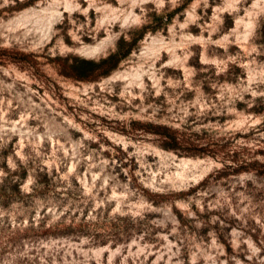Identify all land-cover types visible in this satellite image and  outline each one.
I'll use <instances>...</instances> for the list:
<instances>
[{
	"label": "rangeland",
	"instance_id": "obj_1",
	"mask_svg": "<svg viewBox=\"0 0 264 264\" xmlns=\"http://www.w3.org/2000/svg\"><path fill=\"white\" fill-rule=\"evenodd\" d=\"M0 264H264V0H0Z\"/></svg>",
	"mask_w": 264,
	"mask_h": 264
},
{
	"label": "bare ground",
	"instance_id": "obj_2",
	"mask_svg": "<svg viewBox=\"0 0 264 264\" xmlns=\"http://www.w3.org/2000/svg\"><path fill=\"white\" fill-rule=\"evenodd\" d=\"M68 5V4H67ZM66 5V6H67ZM54 16V15H53ZM51 17V16H50ZM54 18V17H53ZM53 22V21H52ZM40 23H42V22H40ZM47 23V22H46ZM48 24V23H47ZM45 25V24H44ZM47 26V25H46ZM153 43V45H154V42H152ZM103 47V46H102ZM153 47V46H152ZM100 48H101V46H94V47H86L85 49H84V52H86V53H88L89 55L90 54H94V53H96V52H98L99 50H100ZM165 48H167V47H165ZM152 49V48H151ZM100 52V51H99ZM141 75H142V73H140ZM127 75V74H126ZM130 75V74H129ZM128 75V76H129ZM133 76H135L134 74H132ZM137 76H139V78H140V75H137ZM126 78H128L127 76H126ZM136 79V78H135ZM188 161V160H187ZM184 163V162H183Z\"/></svg>",
	"mask_w": 264,
	"mask_h": 264
}]
</instances>
